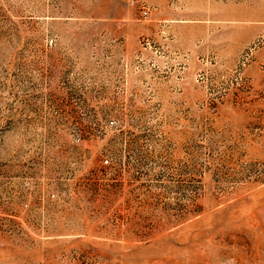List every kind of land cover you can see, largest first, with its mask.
Wrapping results in <instances>:
<instances>
[{
    "label": "rangeland",
    "instance_id": "374dc122",
    "mask_svg": "<svg viewBox=\"0 0 264 264\" xmlns=\"http://www.w3.org/2000/svg\"><path fill=\"white\" fill-rule=\"evenodd\" d=\"M0 264H264V0H0Z\"/></svg>",
    "mask_w": 264,
    "mask_h": 264
},
{
    "label": "built area",
    "instance_id": "2783aa9c",
    "mask_svg": "<svg viewBox=\"0 0 264 264\" xmlns=\"http://www.w3.org/2000/svg\"><path fill=\"white\" fill-rule=\"evenodd\" d=\"M148 14H149L148 10L143 9V15H144V16H148ZM107 162H108V161H106V163H107Z\"/></svg>",
    "mask_w": 264,
    "mask_h": 264
}]
</instances>
